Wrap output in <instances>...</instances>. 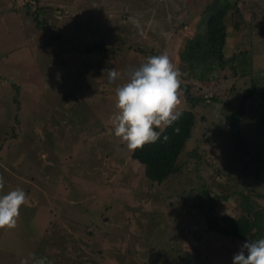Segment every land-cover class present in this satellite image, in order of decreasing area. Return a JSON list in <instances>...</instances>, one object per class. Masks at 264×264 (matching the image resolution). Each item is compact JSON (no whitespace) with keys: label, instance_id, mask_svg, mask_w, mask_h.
I'll list each match as a JSON object with an SVG mask.
<instances>
[{"label":"rangeland","instance_id":"rangeland-1","mask_svg":"<svg viewBox=\"0 0 264 264\" xmlns=\"http://www.w3.org/2000/svg\"><path fill=\"white\" fill-rule=\"evenodd\" d=\"M19 1L26 2L0 0V194L20 187L28 203L15 229H0V264H233L244 243L208 231L194 204L210 188L216 214L236 218L254 202L264 223L263 143L253 139L248 113L242 133L261 168L254 186L243 189L236 182L248 179L239 169L225 173L235 145L220 108L233 86L231 71L202 83L186 76L184 52L177 58L185 38L203 32L204 11L217 0H39L51 31L37 29ZM228 1L230 48L241 55L244 45L264 63V0ZM240 19L250 32L243 24L231 30ZM165 51L183 74L180 110L191 109L196 119L182 151L185 168L150 192L142 187L143 166L112 134L110 117L128 69ZM111 68L121 74L116 84L105 73ZM248 84H234V106ZM189 96L204 101L191 108ZM242 190L239 203L232 193Z\"/></svg>","mask_w":264,"mask_h":264},{"label":"trees","instance_id":"trees-1","mask_svg":"<svg viewBox=\"0 0 264 264\" xmlns=\"http://www.w3.org/2000/svg\"><path fill=\"white\" fill-rule=\"evenodd\" d=\"M9 1L14 2L15 0H8V2ZM216 2L218 4L212 5L211 7L208 6L204 11V14H207V17L204 28L201 27L203 28V32L200 34L198 33L195 37L192 36V39L185 38L181 43L184 47L181 53H177V58L179 59L180 54H183L184 52L186 76H190L202 83L214 80L217 71L225 70L227 67L231 71L230 77L233 79V86H231L229 94H227V97L221 106L222 108H220L224 115L223 118L227 120L231 134V141L233 142V145H235L231 157L233 163L227 166L225 173H239L234 171L235 168L239 169L244 175L243 178L248 179V181H237L236 184L240 185L243 189L244 186H247L249 189L251 184L254 186V178L256 179L258 174H260L261 166H259L260 162L257 160L256 154L251 153L249 150L248 139L242 133V121L243 118H245V115L249 113L253 125L252 137L256 141L263 143V148L264 63L259 64V62H255L244 45H240L241 49L239 51L241 52V55L232 47L230 48L228 44L230 29L227 28L224 21L227 12L233 9L234 5H231L228 0H217ZM36 3L35 9H32L34 5L26 2L23 3V1H19L17 6L24 8L26 15L32 17L37 29L51 31L48 22H46L47 20L40 19L41 16L39 12L46 7H41L39 5V0H36ZM17 6L13 9L14 14L18 12ZM189 14L190 13L187 12V15ZM183 22L185 23V21ZM242 24L244 29H250L249 32L252 30L250 26L251 24H244L241 19L235 22V25L231 27V30L239 31ZM185 26V24H180L179 28L182 29ZM176 29H178V27ZM44 36L50 38L52 42H55L49 34ZM85 48L86 51L90 50L88 47ZM73 49L76 50L74 47ZM229 51H231V56L228 55ZM4 56L5 54L2 57ZM228 63H230V67L228 66ZM247 63L249 64L248 71H246ZM243 78H248L249 84L240 91L239 101L237 105L234 106L230 100V95L236 91L234 84ZM187 99L191 108L196 107L199 102L204 101L199 98H193L192 96H189ZM180 111L182 112L180 119L171 127L163 129L159 141L146 144L143 148L134 152L132 151L130 155L133 161H136L143 166V174L148 181V184L141 186L150 188V192H153L154 186H160L164 181L171 177H175L185 168V160L183 162L181 159L182 151L186 143L191 140L196 118L191 109H181ZM175 129H179V131L177 132ZM156 131H161V129H156ZM4 134L8 137L5 130ZM165 136L168 137L167 140L164 139ZM8 138H11L13 144L14 136L12 135ZM36 141H38L37 136ZM239 153L241 154L240 158L237 156ZM246 157L253 161L255 165L252 167L247 166L244 161ZM226 179L229 178L226 177ZM250 180H253L254 182L251 181L252 183L249 184ZM262 188H264V184L262 185ZM211 192L210 188L203 189L200 198L197 203L194 204L197 209L204 213L208 231L215 233L218 232L226 238L238 240L237 242L241 243H245L247 240L255 241L263 238L264 223L261 212L257 208L258 206L254 205V202H250L251 205L247 206L252 209L254 208L253 211H241V214L236 218L221 217L215 213L218 201L217 195H211ZM232 194L237 197L239 203L245 199L243 190L241 192L233 191ZM229 198L230 197L226 195L219 197L222 202L229 200ZM185 200L188 199L185 198ZM252 212L254 213V216L251 214Z\"/></svg>","mask_w":264,"mask_h":264},{"label":"clouds","instance_id":"clouds-1","mask_svg":"<svg viewBox=\"0 0 264 264\" xmlns=\"http://www.w3.org/2000/svg\"><path fill=\"white\" fill-rule=\"evenodd\" d=\"M105 73L109 84L121 79L114 68L106 69ZM182 76L167 51L149 56L139 67L128 69L127 82L115 88L116 111L110 120L112 134L122 140L129 151L156 143L163 129L180 119ZM3 188L4 180L0 177V190ZM27 203L28 195L20 187L0 194V229H15L21 207ZM21 264L28 262L22 260ZM35 264H45V261L37 260ZM233 264H264V238L247 240L234 254Z\"/></svg>","mask_w":264,"mask_h":264},{"label":"built area","instance_id":"built-area-1","mask_svg":"<svg viewBox=\"0 0 264 264\" xmlns=\"http://www.w3.org/2000/svg\"><path fill=\"white\" fill-rule=\"evenodd\" d=\"M26 3L32 4V5L35 6V2H34V0H26Z\"/></svg>","mask_w":264,"mask_h":264}]
</instances>
